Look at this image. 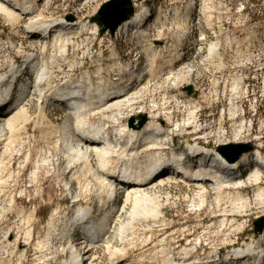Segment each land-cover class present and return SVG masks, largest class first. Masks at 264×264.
Instances as JSON below:
<instances>
[{"label": "rangeland", "instance_id": "374dc122", "mask_svg": "<svg viewBox=\"0 0 264 264\" xmlns=\"http://www.w3.org/2000/svg\"><path fill=\"white\" fill-rule=\"evenodd\" d=\"M107 1L38 0L37 3L39 13L47 19H66L73 14L76 20L89 24L88 30L75 31V44L69 49L70 62L50 66L54 78L61 79L68 74L78 78L87 69L93 72L102 64L106 76L118 79L115 76L118 69L112 65L119 60L126 69L123 80L117 84L127 88L130 94L141 90L133 111L125 108L123 113L98 115L93 120L95 124H103L109 137L115 140L121 125L136 123L139 127L138 117L147 115L146 126L159 116L164 129L159 140L168 143L163 146L162 154L172 152L168 147L174 139L177 153H185L196 140L210 147L216 151L212 159L217 166L220 165L216 156L219 148L232 143H251L256 153L261 151L264 155V0H133L137 12L145 13L147 6L152 10V25L146 27L145 39L134 32L129 35L122 32L119 38H111L108 34L101 35L100 29L94 30L91 18ZM24 23L21 20L13 25L0 14V64L6 62L0 74L10 71L11 59L23 64L28 55H38L44 50L45 40L35 38L39 39V44H33ZM157 41L164 43L160 45ZM48 43L50 52L54 49L52 38ZM149 43L159 51L154 71H150L153 59L148 53ZM212 45H216L214 51H211ZM83 57V67L72 65L71 61H81L79 58ZM129 69L135 73L131 75ZM177 73L180 77L175 80ZM29 76L30 81L35 80V76ZM168 76H172L171 81L167 80ZM189 85L194 88L192 94L185 90ZM23 105L31 115L28 130L9 132L7 139L0 141V152L5 151L7 163L12 156V164L8 163L9 168L4 173L8 178L12 172L11 177L4 191L0 190V264H71L70 253L63 250L65 238L54 234L47 237V230L57 208L61 214L53 218L56 223L76 216L78 206L89 205L97 211L100 184L87 168L71 165L66 158V147L62 142L57 143L64 135L62 129L70 109L50 100L43 114L38 97L33 94ZM142 109L148 113H138ZM194 115L195 123H191ZM230 150L235 148L230 147ZM246 156L250 161L251 157L257 160L253 153L243 157ZM257 174L261 176L260 184L254 182ZM243 180L245 185L239 188L234 186L237 180L224 184L228 195L220 197L221 207L218 208V191L210 184H205L206 196H199L200 185L188 184L178 177H171L169 182L149 191L161 203L168 226H173L166 230L173 241L178 234V239L186 236L184 244L188 241L194 244L201 238L207 249L213 245L223 246L227 238L239 246L242 239L258 241L259 238L251 236L255 220L264 215V197L258 196V185L264 189V173L250 171ZM238 190L244 202L248 201L241 211L234 208L229 198V192L235 194ZM126 195L125 189L120 191L117 209L125 204ZM201 197L207 198L206 207H193L192 202ZM131 211L130 203L103 242L95 240L88 244L82 231L75 238V244L83 253L90 251L85 255L86 264H127L128 261L118 262L112 256L114 248L125 246H129L127 255L131 256L132 264H147L148 258L144 256L149 253L135 250L132 245L141 247L144 223L139 222L136 233L127 232L123 240L118 234L121 224L129 221ZM30 229L31 241L24 245ZM158 237L153 239L159 241L161 237ZM170 255L174 259L180 256L178 253Z\"/></svg>", "mask_w": 264, "mask_h": 264}, {"label": "bare ground", "instance_id": "6f19581e", "mask_svg": "<svg viewBox=\"0 0 264 264\" xmlns=\"http://www.w3.org/2000/svg\"><path fill=\"white\" fill-rule=\"evenodd\" d=\"M37 3L38 0H24L23 2L20 0H0V14L13 25L19 24L21 23V20H23L25 22V27L28 30V34L31 35L30 38H32L31 42L33 44H39V39H35L37 37H44L43 39L46 40L42 53L38 55H28V58L21 65V68H15L14 59L10 60L12 63L11 67L13 66L10 73L12 72L16 76L25 66H30L35 75V82L33 83V81H30V78H26V82H24L21 86V91L23 92L26 90L27 92H25L21 100H18L16 104L12 105L11 111L7 112V114L2 117L0 116V141H5L9 132L14 133L21 128L28 130L31 115L30 111L23 105V102H25L27 98H30L32 94L38 97L39 108L43 114L49 105V101L54 99V97L64 100L70 103L73 109H70L68 119L64 123L62 129L64 135L62 139L60 138L57 140V143L59 144L62 142L63 146L66 147V158H68L69 163L71 165L87 168L90 174L99 182L101 190L100 204L97 213L96 209L89 205L85 207L78 206L76 216L68 217L67 220L65 218V221L62 223H56L55 220L53 221V218L56 219L55 215H58L60 211L58 208L55 209L56 211L53 214L52 221L49 225V229L47 230V235H49L47 237H50V234H54L60 236L62 239L65 238L66 244L64 245L63 250L70 253V258L72 259L71 264H86L88 259L85 255L90 251L87 250L83 253L82 249L74 243L73 236L76 231L80 230V232H83V236L88 244L94 242L95 240L101 242L115 227L118 218L121 216L122 212L126 210L127 205L131 203V217L127 223L121 224L118 234L123 240L126 237L127 232L129 233V231H131L132 233H136V226L140 225L138 224L139 222L144 223V229H142L143 227L141 228V247L139 248L136 244L132 245L136 248L135 250L139 249L142 253H149V255H145L147 257L144 256L145 259L148 258L146 262L147 264H201L200 261L203 259L199 257L200 252L198 250L202 243L201 238H197L194 244L190 243L189 245L181 248L182 250L178 252V254H180L179 260L174 259V257L170 255L171 244L168 242L169 236L166 234V230L172 229L173 226H168V219L163 214L164 212L161 207V203L158 199L156 200V197H153L149 191V189L156 187L158 184L163 185L165 181L169 182L171 178L169 174L155 178L154 183H152L153 179H150L157 169H161L162 167L164 168L168 162L174 164L177 163L174 170L177 171L178 176L184 175L187 179H189L186 180L188 184L193 182V178L196 177L194 171L190 169L188 165L179 164L183 163L182 160L186 155L180 153L175 154L172 158H168V155L162 154L163 146L168 143L167 140H159L160 136L164 134L161 122L163 119L159 116L155 117L157 119L156 121H150L146 126L145 124L141 126L140 122L139 127L136 123H131L129 126L121 125V128L117 130L118 135L116 136V141L109 137V134L107 133V130L104 129L103 124H95V122H93L98 115H103L105 117L108 113H121L125 108H132L133 111L135 106L138 104L137 100L141 97L138 95L141 90H138V93L130 94L127 88L122 86L120 83L117 84L119 81L123 80L126 69V66L119 60H116V62L112 65L114 66L113 68L118 69V73L115 74V76H118V79L106 76L102 64L96 71L90 72V70L87 69L83 75L78 78L74 74H68L61 79L54 78L53 71H51L50 66H55V64L60 65V62H70L69 49L71 44H75L73 35L76 33L75 31L80 32L88 30L89 24L82 20L71 21L64 18L60 20L52 18L47 19L39 13ZM20 10L24 13H21ZM143 17L144 12H137L131 19L125 21L120 26L117 30L116 37L119 38L122 32H124L125 35H129L130 32H134L140 38L145 39L146 27L143 23ZM93 24L96 27L94 30L98 31L100 26L96 22H93ZM94 30L93 32H95ZM105 34L109 35L108 32ZM69 36H71V38H68ZM48 38H52L51 44L54 43L52 45V48L54 47V49H50V52L47 48L49 44ZM157 48L158 47H156L153 43H149L148 53L152 56L151 59H153L150 64V71H154V60L159 55ZM215 48L216 45H212L211 51H214ZM79 60L81 61L76 59L71 61L72 65L83 67L85 58H79ZM5 64L6 62L0 64V72L1 68ZM130 72L131 75L135 73L132 72V70H130ZM177 74L174 76L175 80L180 77V75ZM171 77L172 76H168L167 80L171 81ZM12 84V81L7 78V72L0 74V104L4 103V101L9 97ZM139 108L141 109V105ZM153 112H156V109L153 110ZM138 113L148 112L142 109L139 110ZM149 116L152 117L151 114ZM138 118L140 119V116ZM138 118L136 117V119ZM195 118L196 116L194 115L191 123H195ZM168 119H170V116ZM47 120L49 122H53V119ZM55 131H57V129ZM83 135L85 138H83ZM8 140L10 141V139ZM118 144H121L122 147ZM189 150L191 153H198V155L204 153L210 154L209 162H211L215 167H220L219 164L217 166L216 160L212 159L213 154L215 156L216 151L214 152V150L210 147L202 145L200 141L196 140L194 144L189 145ZM216 156L217 160L224 157L221 152L216 153ZM256 159H261L260 162L264 165L263 157L258 156ZM11 160L12 156L8 159L9 166L12 164ZM248 160L250 161V157L246 156L243 157L241 161H237L232 164ZM8 163L5 159V151L0 152V190L2 192L4 191V187L7 185V182L12 174V172H8L10 175L8 178H5L4 173L7 168H9ZM203 165L207 168L208 163L201 164L200 166ZM236 166H239V164ZM228 169L227 176H238L233 178V180H237L234 185L235 188L245 185V179L243 180V177H239L240 175H238V173L233 174L232 167H230V165ZM208 172L209 170H205V174ZM259 174H257L254 179L256 184H260L261 176L259 177ZM209 175L215 181H219V184L216 186V190L218 191L216 207L218 208L221 207L220 197L222 195H228V191L225 190L226 185L224 186L226 182L223 181V178H221L222 176L219 178L217 175L212 176L211 174H208V176ZM165 178L168 179L166 180ZM123 182L129 183V185L125 188L127 191L125 204L119 210L117 209L115 203L113 205L111 204L110 199L113 195H115L114 193L117 192ZM196 183L200 185L202 189V192H199V196H206L205 194L207 190L205 188V184L208 183L203 182L202 180H196ZM258 188V196L263 199L264 189L260 185H258ZM229 198L233 201L234 208L237 210L240 209V211L248 204V201L244 202V197L241 193H239V190L235 194H230L229 192ZM206 204V197H201L200 199L192 202L193 207L199 206L200 209H204ZM157 227L158 230L155 229ZM253 233L254 234H252L251 238H254L256 235L254 230ZM158 234H163L162 239H159V241L162 242V245L159 244V241H155L153 239L155 236L158 237ZM31 235L32 230L30 229L24 245L30 243ZM260 240H264V232L257 242L252 241V239L246 240L249 241L247 243L248 247L237 251V258H245L246 254L248 256L258 254V257L261 259L264 255V246H262L263 244L260 243ZM230 242L229 238H227L222 243L228 245ZM128 247L129 246L114 248L112 256L118 262L128 261L127 264H132L133 262H130L131 256L127 255L129 252ZM131 247L132 246H130V248ZM108 248L111 250L110 245H108ZM196 250L198 251L196 252ZM214 252L215 251H211L209 254H213ZM160 253L168 255H160ZM257 259L258 258H255L253 260V264H258L256 263ZM239 260L231 261L230 264H237ZM241 261V264H251V262L244 263L245 260Z\"/></svg>", "mask_w": 264, "mask_h": 264}, {"label": "water", "instance_id": "95a60500", "mask_svg": "<svg viewBox=\"0 0 264 264\" xmlns=\"http://www.w3.org/2000/svg\"><path fill=\"white\" fill-rule=\"evenodd\" d=\"M135 14V7L133 0H109L101 6L99 11L91 18L92 22H96L100 26V33H109L110 36L115 37L119 27L127 20L131 19ZM76 18L73 14L67 16V20L74 21ZM164 42L157 41V44L163 45ZM189 94H192L194 88L189 85L185 88ZM135 119V118H134ZM133 119V120H134ZM140 125L143 126L147 123V115L140 116ZM230 147H234L235 150L231 151ZM221 154L227 158L230 162L238 161L242 155L254 150V146L251 143H238L231 144V146H221L219 148ZM254 232L259 235L264 230V215L259 216L255 220Z\"/></svg>", "mask_w": 264, "mask_h": 264}]
</instances>
